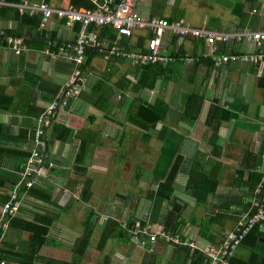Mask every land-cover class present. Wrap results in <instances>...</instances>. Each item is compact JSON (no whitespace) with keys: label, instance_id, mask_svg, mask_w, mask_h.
<instances>
[{"label":"crops","instance_id":"0c3cea01","mask_svg":"<svg viewBox=\"0 0 264 264\" xmlns=\"http://www.w3.org/2000/svg\"><path fill=\"white\" fill-rule=\"evenodd\" d=\"M45 1L53 8L87 9L81 5L84 0ZM0 2V35L5 30L13 31L25 46L16 54L0 42V174H21L27 159L20 155L22 150L11 151L16 144L22 145L15 139L21 131L26 135L27 130L35 128L37 116L49 103L48 91L67 80L68 76L56 71L58 57L49 53H53V46L56 53L60 50L57 47L73 41L77 26L56 17L45 29L33 26L31 18L23 22L21 15L32 17L40 13L29 8L21 12L17 5L36 6L42 0ZM138 11L145 20H184L193 28L209 32L264 31V0H145ZM151 35L149 30L137 29L121 43L128 50H141ZM107 37L110 35L102 41L105 47L111 45ZM53 39L56 47L50 41ZM223 44H216L217 56L258 50L252 42ZM161 50L173 61L160 65L139 63L135 64L137 68L109 55L96 54L91 64L84 67L88 78L86 93L69 108L59 111L48 131L49 152L57 166L38 185L53 187L52 199L58 205L31 198V212H59L56 226L65 240L83 232L91 213L99 217L92 226L93 235L100 232L99 241L109 220L120 224L124 234L115 233L102 249L99 241L94 248L90 242L80 264H143L147 259L148 264H209L208 257L197 252L218 246L235 229L250 211L255 189L264 176V67L238 63L217 67L215 53L210 55L211 47L206 41L189 36L179 38L171 31L165 33ZM186 58L192 61L187 62ZM146 65L153 66L150 68L154 71L146 69ZM158 66L167 69L161 76L153 75ZM139 82L152 86L135 92ZM135 98L151 105L164 102L169 108L166 120L149 131L133 125L128 111ZM56 125L71 130L66 141L54 138ZM163 125L168 127L165 138ZM83 129L90 133L82 134L88 139L87 156L79 163L76 157L81 140L76 135ZM197 153L203 156L200 169L194 164ZM179 155L185 157L172 183V200L163 202L159 215L153 219L149 190H156L167 179ZM132 163L134 185L147 187V191H132L128 187L125 193L115 192L110 187L115 185V178L130 176L126 172L117 176L116 172L131 169ZM85 183L91 185L92 196L87 202L82 199ZM102 183L108 186L104 190L99 188ZM13 187L0 183V200L2 195L9 198ZM127 193L130 197H125ZM139 205L149 212L153 230L164 231L165 217L172 206H177L179 213L172 212L178 229L172 233L191 240L200 250L162 240L139 244L133 234L135 229L128 228ZM80 206L84 210L76 217L73 211ZM63 213L66 220L61 219ZM123 223L129 230L125 231ZM257 232L260 235L255 243L254 235L243 239L230 264H264V222L258 225ZM13 239L20 243L28 240L29 235L14 233ZM72 245L64 241L60 246H44L40 254L71 263Z\"/></svg>","mask_w":264,"mask_h":264},{"label":"built area","instance_id":"2783aa9c","mask_svg":"<svg viewBox=\"0 0 264 264\" xmlns=\"http://www.w3.org/2000/svg\"><path fill=\"white\" fill-rule=\"evenodd\" d=\"M144 1L120 0L117 3L116 0H94L93 3L97 6L95 9H76L73 7L67 9L53 8L45 0H42L36 6H29L27 4L17 5L20 7L21 12L25 8H29L35 13L41 14L40 29H45L53 17L59 20H66L68 25L79 23L81 28L75 44L68 46L72 49V53L67 54L68 59L74 64L72 74L54 96L53 101L38 116L35 137L29 146L30 155L27 159L26 168L22 173L21 181L11 189L8 201L0 209V228L2 230L7 228L9 218L14 217L21 206L24 205L23 200L26 199V194L24 192L19 196L21 190H28L41 180V176L45 178L48 171L57 166L53 154L48 150L45 139L46 128L51 126L57 113L63 111L68 106L69 99L76 98L87 88L88 79L82 69V65L85 63L87 57L85 50L88 46L97 47L99 45L98 33L90 30V27L111 26L117 30L118 39H121L123 36H132L137 29L149 30L152 36L147 41V52L133 57L135 58L134 62L137 64H168L173 61L171 56L165 55L161 50L165 33L171 31L179 38L189 36L206 41L211 47L210 55L216 52L215 49L218 42L225 44L243 41L252 42L258 48L257 52L223 56H217L215 53L214 64L217 67H221L231 63H238L248 66L253 65L263 69L264 31L239 30L233 33H218L193 28L184 20L168 21L166 19L156 18L145 20L140 16L138 11V6ZM2 4L0 2V5ZM8 43L16 54H20L25 49L23 39L21 38L9 37ZM64 49L49 54H53L54 57H59L66 54ZM117 49L113 48L111 53H114ZM124 53L126 54L127 52L124 51ZM185 60L187 62L192 61L190 58H186ZM255 193L256 196L254 197L250 211L238 221L235 229L218 246L211 247L207 251L200 250L191 240L171 236L162 228L153 230V226L149 222V212L146 211L143 205H139L135 215V230L133 231L135 240L142 246L150 243L153 244L158 240L188 246L193 251L199 249V253L208 257L209 264H230L232 257L246 235L253 227L264 222V176L256 187ZM123 227H127V224L123 223ZM0 264H5V261H1Z\"/></svg>","mask_w":264,"mask_h":264},{"label":"trees","instance_id":"16d2710c","mask_svg":"<svg viewBox=\"0 0 264 264\" xmlns=\"http://www.w3.org/2000/svg\"><path fill=\"white\" fill-rule=\"evenodd\" d=\"M116 1L118 3L120 0H116ZM73 2L75 3L74 0H73ZM80 2H81V0H79V3ZM78 5L79 4H77V6ZM81 5L86 6L87 9L97 8V6L93 2L91 3L89 0H84L81 3ZM38 15H40V14H38ZM38 15L32 16V17H30V16L28 17L26 15H21L20 19L24 22L25 18H31L33 20L32 21L33 26L38 27L40 25V22L42 19L41 15L40 16H38ZM62 21H64L67 24L66 20H62ZM73 24H75L77 26L76 38L73 41L65 42L61 46L57 47L58 50L65 48L64 50H65L66 54L58 57V59L56 61V71L65 74L66 76H68V78L70 77V75L72 74V71L74 69V64L67 57V54L72 53V49H70L68 46L75 44V42L79 36V32H80V28H81L79 23H73ZM90 30L96 31L98 33L99 45L97 47H95V46L86 47L85 53H86L87 57H86L85 63L82 65L83 70H84L85 66H88L89 64H91L92 59L95 57L96 54L100 55V56L109 55L116 60L126 61L133 68H135L136 67L135 64H137V63L134 62L135 58H133V57L136 55L144 54L145 52H147V45H146V47H144V49L137 50V51L134 49L128 50V48H125L123 46V44L121 43V40L123 38L126 39V37L123 36L121 39H118L117 30L111 26H107V27H94V26H92V27H90ZM107 35H110V37H107V38L109 41H111V45L109 44V45H107L108 47H105L103 45L102 41H103L104 37L106 40ZM9 37L20 38L13 31H6L5 30L0 35V42L2 41L3 46H6V45L10 46V44L8 43ZM50 41L53 42L55 45L56 40L53 39ZM126 44H127V42L124 41V45H126ZM223 45H225V44H223ZM55 47H56V45H55ZM113 48H118V49L114 53L111 54V50ZM54 49L55 48L53 46V49H51V51L53 53H55ZM219 50H222L221 46L219 47ZM124 51L127 53L125 54ZM223 55H225V54H222L219 56H223ZM182 60H184V59H182ZM150 67H153V66H147L146 69H151ZM151 70H153V69H151ZM166 71H167V69L158 66L157 73L155 72V73H153V75L157 76V74H158L159 76H161L162 73H164ZM68 78H67V80H68ZM63 84H64V82L54 86L53 88H50V90L48 91V94H49L48 105L53 101L54 96L59 92V90L61 89ZM150 86H152L151 83L147 82L144 84V83L139 82L134 87V91L135 90L138 91L142 87H150ZM86 90H87V88H85L81 92V94L79 96H77L76 98L69 99L68 100V106L65 109H63V111L66 110L67 108H69L71 106V104H73V102H75L77 99H79L81 96H83V94L86 93ZM87 96H89V95H87ZM46 107L43 110H41L39 115L46 109ZM168 112H169V108L162 101H158L155 104L151 105V104H147L145 102H142V100L139 98H135L134 103L130 109V112L128 111V114L130 115V120H131L130 122L133 125L137 126L140 129H143L145 131H149V130L154 129L158 123L164 122L166 120ZM38 116H37V118H38ZM54 121H55V119L52 121L51 125L53 124ZM36 123H37V119H36ZM50 127L46 128V133H45V139L47 141L48 150H49L48 131H49ZM35 129H36V126L32 131L27 130L26 135L24 132L21 131L20 137L16 138L15 140L17 142L21 141L22 145L17 147V144H16V146H14V148H13L14 150H11V151L16 152L17 150H20V151L22 150V152H20V155H22L24 157V159L25 158L28 159V157L30 155L28 143L34 139ZM161 130H163L162 135H163V138H165L164 136L168 132V127L163 125ZM54 131H55V137L54 138H57L61 141H66L72 134L71 130H69L68 128L62 127L60 125H56ZM83 133H90V132L83 129L79 133H77V135H76V137H78L81 140L80 149L77 152V157H76L77 162H79V163L82 162V160H84L87 156L86 147L88 146V139H86L85 137L82 136ZM22 134L25 135V137H22ZM184 157H185L184 155H179L178 160H176V162L174 163L173 168L171 169L167 179L164 182H161L159 184V186L156 188V190H154V189L152 191L149 190L148 198H149L150 203L152 204V207H153V210H152L153 219H155L159 215V213L161 211V204L163 202H165V201L171 202L172 196H173L172 183H173V180H174V178L178 172V169L182 165ZM195 157L196 158L194 159V164L196 165L197 168L200 169L202 167L200 165V162L202 161L203 156L200 153H197V154H195ZM79 169L82 170L84 168H79ZM51 170L48 171V173L45 175V177L50 175L49 173ZM21 178H22V172H21V174L20 173L15 174V173H11V172H4L3 174H0V183L1 184L10 183L12 186H15L17 183H19L21 181ZM40 179L44 180L46 178H43V176H41ZM39 183H40V181L35 183L28 190L27 189L21 190V193L19 194V196L22 195V193H24V192L26 194L25 195L26 199L23 200L24 205L21 206L18 213L14 217L9 218V222H8L9 224H8L6 229L2 230L0 228V261L6 260L5 264H15V262L17 264H80V259L85 254L86 249L88 248V246L91 242V239H92L93 230H94V227H92V226L96 223V221H97V219H99V217L97 215L94 216L93 213L89 214V216L87 215V218L85 220L86 227L83 230V232L79 233V235L77 234L76 236H73V237L70 236V238L65 240L66 237L61 235L59 228H57V226H56L57 221H58V216L60 215L59 212L58 213H53L50 211L45 212V213L31 212V206L32 205L29 202V200H31V198L52 204L53 206L58 205L52 199L53 198V192H54L53 187L48 186L47 184H44V186H41V185H38ZM90 188H91V185L88 183H85L83 186L82 199L85 202L89 201V199L92 196ZM130 195L131 194L127 193V195L125 197H127V196L130 197ZM1 197H2V199L0 200V205L2 207V205L8 201V198L4 195H2ZM172 207H173L172 211H174L175 213H179V209L177 206L174 205ZM172 211H170L169 214L165 217L166 225H167V226H165V231L168 234H170L171 236H174L173 233H175V230L178 229V225L174 226L173 221H174V215L175 214ZM135 220H136V218L134 217V219H132L129 222L128 228L129 227L134 228ZM85 222H84V225H85ZM123 228L125 229V231L129 230L128 228L126 229V227H123ZM257 228H258V225H256L255 227H253L251 229V232L248 233L249 235L248 234L246 235V237H248L250 235L251 236L254 235L253 236L255 238L254 243L256 242L257 238L260 235L257 232ZM103 230H104L103 234H102L101 239L99 241V247L101 249L106 246L107 242L110 240V238L115 233H118L122 236L124 235L122 232L123 230L122 229H121L122 231L120 230V224H118L112 220H109V222L106 224V226L104 227ZM8 233H11V234H8ZM14 233L16 235H20V236H22V234H28L29 239L26 241H22L20 243L14 242V239H13ZM18 238H20V237H18ZM64 241H69L73 244L72 245L73 261L71 263L52 259V258H49V257H46V256L40 254L41 250L44 246H48V245L60 246L62 244V242H64ZM197 254L202 255V253H199V252H197ZM187 258H188V256H187ZM149 261H150V259H147L143 262V264H148ZM195 261H196V263H198L199 259H196Z\"/></svg>","mask_w":264,"mask_h":264},{"label":"rangeland","instance_id":"374dc122","mask_svg":"<svg viewBox=\"0 0 264 264\" xmlns=\"http://www.w3.org/2000/svg\"><path fill=\"white\" fill-rule=\"evenodd\" d=\"M132 162H134V160H132ZM131 165H132L131 169H128V170H125V171L122 170V171L116 172L117 176H120L122 172H126L127 174H130V176L128 178H124V176H120V177L115 178V181H114L115 185H111L110 186L111 189H113L115 192L125 193V191L128 189V187L131 188V190L133 189L132 191H137V189L139 191H143V192L147 191V189H148L147 187H138V186L134 185L133 182L136 181V178L135 179L132 178L135 175L134 170H133L134 169V163H132ZM142 172L144 174L146 173L145 170H142ZM116 182H117V184H116ZM107 187L108 186H105L103 183H102V186H99V188L100 189L102 188V190L106 189ZM74 210H75V211H73L74 215L76 217H79L80 211H82L84 209H83V206H80V207H78V208H76ZM61 219L66 220V215L64 213L62 214ZM72 225H73V228L77 229L78 225L76 223L73 222ZM94 235H95V233H94ZM94 235H93V238H92L91 244H90L92 248H94L96 243L99 241L100 232H98L95 236Z\"/></svg>","mask_w":264,"mask_h":264}]
</instances>
